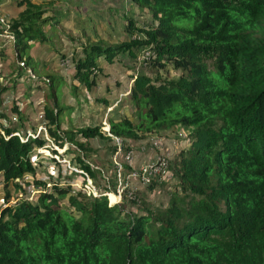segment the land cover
I'll list each match as a JSON object with an SVG mask.
<instances>
[{"label": "trees", "instance_id": "1", "mask_svg": "<svg viewBox=\"0 0 264 264\" xmlns=\"http://www.w3.org/2000/svg\"><path fill=\"white\" fill-rule=\"evenodd\" d=\"M64 1H54L58 8L44 16L43 4L50 2L18 0L22 9L0 25V62L9 60L0 79L12 83L0 82V103L1 94L19 82L30 103V94L48 91L39 124L28 126L32 133L17 105L15 125L0 110L9 121L0 124V264H264V0H130L157 25L141 30L129 20V41L82 46L70 80L73 94L96 85L100 58H134V46L152 52L147 64H168L181 73L164 80L137 74L129 93L137 123L108 118V131L67 119L72 108L59 99L66 78L50 74L28 54L32 43L53 40L61 15L68 18ZM80 31L88 39V30ZM4 32L11 37L1 38ZM136 32L143 40L132 39ZM96 104L109 107L105 99ZM178 126L191 129L189 147L172 168L179 189L166 207L143 203L128 211L124 203L109 204L106 196L73 186L79 177L84 184L85 174L97 187V175L104 183L88 162L93 139L112 141L109 132L128 149ZM48 142L73 146L62 153L50 148L62 159H48L56 173L38 151ZM40 168L47 169V179L36 178ZM27 187L34 197L10 204L11 190L22 195Z\"/></svg>", "mask_w": 264, "mask_h": 264}, {"label": "rangeland", "instance_id": "2", "mask_svg": "<svg viewBox=\"0 0 264 264\" xmlns=\"http://www.w3.org/2000/svg\"><path fill=\"white\" fill-rule=\"evenodd\" d=\"M18 0H0V25L5 26L16 17L22 7L18 6ZM34 3L50 2L51 5L43 4V8L46 9L44 16H52L53 8L56 9L58 6L55 5L54 1L62 0H31ZM74 3H73V2ZM69 0L64 1L66 4L64 10H67V17L63 15L60 18L63 19L56 27L53 36V40L49 44L39 45L38 43H32L31 48L28 50V54L33 60L45 64L44 68L51 74L56 76H62L66 78L67 86H62L60 89V102L64 106H70L72 109L70 112H65L67 119L71 120L77 127L83 126H96L100 125L104 130L108 131L109 126L106 124L108 118L119 119L126 117L132 122L137 123L136 108L130 100V89L133 78L137 74H147L152 79L159 76L160 80L176 78L180 75V71L173 69L167 64L165 67H153L151 61L149 64L146 62L149 60L152 52L146 47L138 46L133 47L136 53V57L130 58L129 56L122 57L117 56L111 63L99 59L100 70L97 71L95 81L96 85L92 87L91 91L86 92L81 86L77 90V94H73L71 88V77L74 73L75 60L82 56V46L87 43L99 42L105 44H117L120 42L129 41L128 34L124 32V26L127 25L129 20H132L136 28L145 30L148 27L156 26L157 22L153 19L151 13L147 9H143L133 4L130 0ZM61 6V5H60ZM59 8H62L60 7ZM70 10L72 14L70 13ZM47 34L48 26L45 27ZM88 30V39L86 36H82L80 30ZM91 29H94L92 31ZM11 37L8 32H4L1 38ZM51 36V35H49ZM73 37L71 40L68 37ZM144 36L141 32L132 34V39L143 40ZM82 42V43H81ZM138 56V57H137ZM153 59V58H152ZM8 61L0 62V67L3 69V73L6 74ZM158 70V71H157ZM44 71V72H47ZM43 72V73H44ZM28 75L33 76L31 71H28ZM15 77V74L11 75ZM1 80V79H0ZM6 86H11L12 83L5 79L1 80ZM44 91L39 90L30 94V101L24 98L26 88L19 82L18 85L14 86L10 90L1 94L0 110L4 111L6 116L11 120V125H15L18 120V115L13 111V105H17L27 119L25 127L31 128L32 125H38L41 118V106L42 98L48 95L47 88ZM96 99H105L109 102V107L96 104ZM95 100V101H94ZM99 103V102H98ZM69 113V114H68ZM4 118H0V124H7ZM29 133H32L31 129L28 128ZM39 132V128H37ZM191 129L175 127L172 132H166L162 137L151 138L150 141L140 145L132 144L131 148L141 159L140 161L151 159L156 154H162L166 156L170 164V173L160 187L155 186L150 190L145 188L140 191L138 205L133 203L124 202L126 207L133 209L134 211L142 206L144 203L146 206L152 209L160 207H166L174 193V190L178 187V181L173 176V166L177 163V156L182 151L189 147L188 134ZM26 139V138H23ZM149 140V139H148ZM158 143V149L152 146L153 142ZM115 142L104 141L101 139H93L91 141V147L93 157L88 162L93 166L94 169H99L109 176L110 183L114 184L113 167L111 164L110 155L113 151ZM67 147H73L67 144ZM50 148L58 150V153H62L66 146L62 149L54 146L51 142H48L46 147L38 150L44 158L46 167L49 170H54V173L58 168L54 165L49 158H54L58 162H62V159L52 154ZM34 158V156H33ZM64 164V163H61ZM68 167V164H65ZM97 167V168H96ZM69 168V167H68ZM46 168H40L37 171V179H47ZM98 176V175H97ZM96 176V183L100 188H103L104 183L101 177ZM74 182L75 188L82 187V181ZM26 181V180H25ZM22 181V184H25ZM79 186V187H78ZM88 188L90 184L87 183ZM2 178L0 176V192H2ZM149 187H147L148 189ZM179 189V187H178ZM27 192L24 194L12 193V201L10 204L19 201L20 199H26L34 197L35 190L33 187H27ZM114 200V199H113ZM111 199L110 204L115 202ZM62 204L65 205L66 201L63 200ZM1 205V204H0ZM132 205V207H131ZM1 209V208H0ZM130 209L128 211H130ZM131 209V210H132Z\"/></svg>", "mask_w": 264, "mask_h": 264}, {"label": "built area", "instance_id": "3", "mask_svg": "<svg viewBox=\"0 0 264 264\" xmlns=\"http://www.w3.org/2000/svg\"><path fill=\"white\" fill-rule=\"evenodd\" d=\"M108 135L115 142L114 150L110 155L114 184L112 185L109 176L102 172L105 185L103 188L97 187L86 174V182L82 187H78L84 190L87 195L106 196L109 204V197L112 194L117 198L112 204L128 202L138 205L140 203V191L148 186H159L168 177L170 173L169 160L162 154H156L151 159L140 161L138 155L131 148L125 149L124 139L112 136L109 132ZM152 144V146L158 149V143L156 141ZM65 146L67 147V144ZM67 164L69 167L68 162ZM71 168L81 173L80 170ZM87 183L90 184V188H88Z\"/></svg>", "mask_w": 264, "mask_h": 264}, {"label": "bare ground", "instance_id": "4", "mask_svg": "<svg viewBox=\"0 0 264 264\" xmlns=\"http://www.w3.org/2000/svg\"><path fill=\"white\" fill-rule=\"evenodd\" d=\"M109 198H110V202H111V199H112V200H113V199H114V200L117 199V198H115L112 194H110V197H109ZM114 200H113V201H114Z\"/></svg>", "mask_w": 264, "mask_h": 264}, {"label": "crops", "instance_id": "5", "mask_svg": "<svg viewBox=\"0 0 264 264\" xmlns=\"http://www.w3.org/2000/svg\"><path fill=\"white\" fill-rule=\"evenodd\" d=\"M141 160V159H140Z\"/></svg>", "mask_w": 264, "mask_h": 264}]
</instances>
